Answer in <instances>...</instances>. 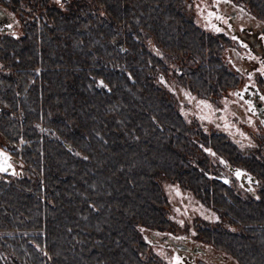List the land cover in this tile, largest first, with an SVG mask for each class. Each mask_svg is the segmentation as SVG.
Masks as SVG:
<instances>
[{"label":"trees","instance_id":"16d2710c","mask_svg":"<svg viewBox=\"0 0 264 264\" xmlns=\"http://www.w3.org/2000/svg\"><path fill=\"white\" fill-rule=\"evenodd\" d=\"M246 1L264 20V0ZM177 4L84 1L78 13L70 10L58 22L64 30L47 47L26 45L16 49V59L7 57L12 72L0 81V93L10 106L0 111V129L15 133L16 152L31 166L19 188H0V246L14 253L15 264H44L45 247L49 264H111V255L112 264H142L132 233L127 258L108 253L99 238L106 235L103 222L111 205L119 227L140 206L138 197L152 189L148 172L172 170L174 159L161 152L169 148L163 144L168 136L154 134L139 104L153 105L145 93V64L155 60L148 41L166 51L185 43V33L176 30L183 27ZM152 114L160 123L171 119L161 110ZM37 123L47 124L46 139ZM137 137L151 145L140 151ZM153 148L160 150L158 161L150 156ZM127 154L134 161H126ZM230 214L237 231L224 232L227 249L240 264H264V209Z\"/></svg>","mask_w":264,"mask_h":264},{"label":"flooded vegetation","instance_id":"af4514ba","mask_svg":"<svg viewBox=\"0 0 264 264\" xmlns=\"http://www.w3.org/2000/svg\"><path fill=\"white\" fill-rule=\"evenodd\" d=\"M84 1L92 0H0V81L11 74L7 61L16 59V49L47 47L64 30L58 22L70 10L78 13ZM177 5L183 27L176 30L185 33V43L166 51L162 43L148 41L155 60L145 64V93L153 105L139 104L154 134L168 136L163 144L169 148L161 152L174 159L173 171L148 172L152 189L138 197L140 206L121 218L119 227L111 205L100 244L127 258L130 232L142 264H240L227 249L224 232L237 231L230 212L240 216L264 209V20L246 0H179ZM8 105L0 93V111ZM154 109L171 119L160 123ZM37 126L46 139L47 124ZM136 142L140 151L151 145L143 138ZM16 144L14 132L8 136L0 129V169H6L0 170V188H19L30 178V164L17 154ZM152 151L158 161L160 150ZM42 254L49 264L47 247ZM13 255L0 246V264H15Z\"/></svg>","mask_w":264,"mask_h":264},{"label":"snow or ice","instance_id":"6c2138e0","mask_svg":"<svg viewBox=\"0 0 264 264\" xmlns=\"http://www.w3.org/2000/svg\"><path fill=\"white\" fill-rule=\"evenodd\" d=\"M0 170H6V169H0Z\"/></svg>","mask_w":264,"mask_h":264}]
</instances>
